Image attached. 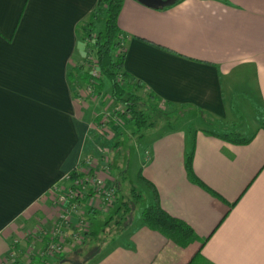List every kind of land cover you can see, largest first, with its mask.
<instances>
[{
  "label": "crops",
  "instance_id": "crops-1",
  "mask_svg": "<svg viewBox=\"0 0 264 264\" xmlns=\"http://www.w3.org/2000/svg\"><path fill=\"white\" fill-rule=\"evenodd\" d=\"M97 1L0 0V262L14 253L21 264H66L74 251L44 262L34 233L52 226V186L68 184L84 153L90 123L68 66L82 63L75 28ZM117 24L125 70L164 107L190 108L230 130L236 104L255 101L264 112V0H123ZM250 135L244 144L205 129L189 142L183 131L150 140L142 175L200 239L181 247L127 216L119 239L87 264H264V126ZM190 149L204 186L186 172ZM110 214L98 216L104 225Z\"/></svg>",
  "mask_w": 264,
  "mask_h": 264
},
{
  "label": "rangeland",
  "instance_id": "rangeland-1",
  "mask_svg": "<svg viewBox=\"0 0 264 264\" xmlns=\"http://www.w3.org/2000/svg\"><path fill=\"white\" fill-rule=\"evenodd\" d=\"M102 24L103 21L99 20L97 29L101 28ZM80 44L84 48L82 41ZM89 59L90 61L94 59L92 51L89 52L87 61ZM81 64L86 67L84 58ZM74 91L77 93L75 97L79 100L84 117L88 118L90 123L81 165H86V158L91 160L95 158L97 165L101 168L104 165L108 166L106 171H101V176L111 181L117 199L129 204L130 211L127 216H131L133 221L139 218L140 212L150 201L148 188L139 176V171L144 174L141 166L148 161V154L144 152V147L149 144L150 140L166 132L183 131L189 142L194 133L200 129L220 132L226 127L225 131L230 130L226 126L227 122L216 123L190 108H180L174 111L164 107L162 103L159 104L144 89H138L136 91L138 107L147 115L148 121L153 122V125L138 131L124 113V107L112 101L111 86L107 80H104L105 96L92 95L84 84L80 88L74 87ZM253 102H247L245 106L244 103L236 104L235 109L231 110L236 116V124L232 126V129L238 130L244 137L250 136L252 131L264 126V112L257 109V104ZM87 216L95 235L80 244L69 255L71 258L66 264H87L100 256L112 245L113 239H119L121 224L126 220L125 218L117 225L115 223V220H118L117 216L105 226L104 221L98 217L102 215L90 213Z\"/></svg>",
  "mask_w": 264,
  "mask_h": 264
},
{
  "label": "trees",
  "instance_id": "trees-1",
  "mask_svg": "<svg viewBox=\"0 0 264 264\" xmlns=\"http://www.w3.org/2000/svg\"><path fill=\"white\" fill-rule=\"evenodd\" d=\"M122 2L123 0H98L88 16L77 24L75 32L78 39L84 44L83 58L86 67L82 64L68 66V81L74 96L77 94L74 91V87L80 88L82 84L90 87L92 95L105 96L106 93L103 91L104 80H107L111 86L110 96L112 101L124 107V113L127 114L130 122L139 131L153 125V122L148 121L147 115L138 107L137 103L138 96L136 91L144 89V84L124 68L126 35L117 24V17L121 10ZM99 20H102L103 24L101 28L97 29ZM90 51L93 52L94 59L87 61ZM92 69H96L98 75L93 76L91 73ZM149 95L155 98L153 93L149 92ZM115 114L117 115V111H115ZM211 133L223 140L236 144L247 143L253 136L244 137L236 129L218 133L211 131ZM192 155L193 152L190 149L185 158L186 172L193 182L204 186L193 172ZM80 164L81 161L77 165ZM69 176L70 178L77 176L76 168L69 172ZM139 176L151 193V202L141 211L140 216L143 224L181 247H186L198 241L200 238L190 225L162 208L156 186L146 179L141 171H139ZM129 211V204L121 201L114 211L118 215L116 223H122ZM113 216L110 214L105 225L112 222ZM89 234L95 235L93 232Z\"/></svg>",
  "mask_w": 264,
  "mask_h": 264
},
{
  "label": "built area",
  "instance_id": "built-area-1",
  "mask_svg": "<svg viewBox=\"0 0 264 264\" xmlns=\"http://www.w3.org/2000/svg\"><path fill=\"white\" fill-rule=\"evenodd\" d=\"M91 73L93 76L98 75L96 69H92ZM88 91H91L90 87ZM145 152L149 159V151ZM85 163L75 167V178H70L69 174L65 176L67 185L52 186L55 220L50 228H39L34 233L42 242L36 257L44 262L64 256L83 243L91 226L87 215L93 213L104 216L117 206V196L111 181L101 176V171H106L108 166L101 168L95 158H86ZM31 235V231L23 233V237ZM13 242L18 243L19 238ZM28 255H31V251H28ZM0 263L21 264L14 253L2 258Z\"/></svg>",
  "mask_w": 264,
  "mask_h": 264
},
{
  "label": "water",
  "instance_id": "water-1",
  "mask_svg": "<svg viewBox=\"0 0 264 264\" xmlns=\"http://www.w3.org/2000/svg\"><path fill=\"white\" fill-rule=\"evenodd\" d=\"M142 3L148 5V6H154V7H159V6H168L176 2V0H139Z\"/></svg>",
  "mask_w": 264,
  "mask_h": 264
}]
</instances>
